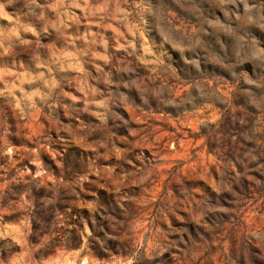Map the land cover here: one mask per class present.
<instances>
[{"label":"clouds","instance_id":"obj_1","mask_svg":"<svg viewBox=\"0 0 264 264\" xmlns=\"http://www.w3.org/2000/svg\"><path fill=\"white\" fill-rule=\"evenodd\" d=\"M0 264H264V0H0Z\"/></svg>","mask_w":264,"mask_h":264}]
</instances>
